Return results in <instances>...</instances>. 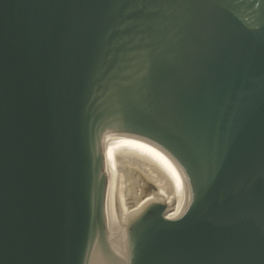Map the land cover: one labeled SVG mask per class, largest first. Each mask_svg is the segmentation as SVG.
Masks as SVG:
<instances>
[{"label":"water","instance_id":"1","mask_svg":"<svg viewBox=\"0 0 264 264\" xmlns=\"http://www.w3.org/2000/svg\"><path fill=\"white\" fill-rule=\"evenodd\" d=\"M110 136L175 167L120 221ZM0 264H264V0H0Z\"/></svg>","mask_w":264,"mask_h":264},{"label":"bare ground","instance_id":"2","mask_svg":"<svg viewBox=\"0 0 264 264\" xmlns=\"http://www.w3.org/2000/svg\"><path fill=\"white\" fill-rule=\"evenodd\" d=\"M104 150L107 194L119 221L156 196L149 190L146 198L141 196L145 188L149 189L148 183L157 185L160 194L170 192L176 184L173 163L148 142L128 136H110Z\"/></svg>","mask_w":264,"mask_h":264}]
</instances>
